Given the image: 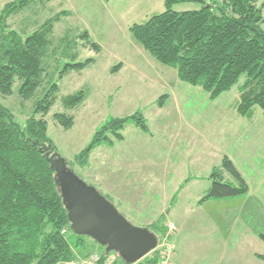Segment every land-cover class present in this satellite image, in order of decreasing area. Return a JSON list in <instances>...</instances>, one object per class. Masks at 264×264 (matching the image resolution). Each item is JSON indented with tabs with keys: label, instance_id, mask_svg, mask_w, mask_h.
I'll return each instance as SVG.
<instances>
[{
	"label": "rangeland",
	"instance_id": "rangeland-1",
	"mask_svg": "<svg viewBox=\"0 0 264 264\" xmlns=\"http://www.w3.org/2000/svg\"><path fill=\"white\" fill-rule=\"evenodd\" d=\"M10 1L0 0V9ZM212 1L214 8L223 4V0ZM256 6L264 19V0H257ZM200 7L199 3L187 2L174 5L173 9L187 11ZM164 9V0H50L31 4L13 15L9 24L28 35L55 13L70 12L54 24L51 47L44 58L47 77L59 87L55 103L44 119L56 152L85 183L115 203L118 211L134 226L150 228L161 222L160 226L166 230L163 234L158 232L157 245L164 241L172 245L174 264H264L251 252L257 250L249 237L253 236L249 233L253 226L243 222L252 218L264 229V112L254 106L249 116H240L236 110L238 84L212 100L200 87L181 81L174 68L159 63L133 39L129 31L131 25L143 23ZM68 30H71L70 39L63 41ZM84 31L100 46V51L84 47L79 37L74 39ZM88 58H93L94 63L82 70H70L59 78L65 64ZM116 65L120 67L113 70ZM244 78L242 75L239 83ZM18 87L16 80L10 95L0 94V105L24 127L38 92L30 99H23ZM81 89L88 90V98L66 109L62 99ZM164 95L168 97L159 109L158 100ZM135 112L145 117L149 133L128 122L122 130V140L97 145L85 166L75 162V157L108 120ZM56 113L72 116V127L65 129L58 124ZM168 154L179 160L184 157L189 164L184 166L182 159V164L177 166L181 175H197L198 179L208 177L211 167L220 166L222 158L228 156L251 192L234 200L197 203L189 212L191 207L186 206V200L190 201L204 190L200 199L210 184L194 181L181 194L184 199L176 207L175 217L176 222L183 225L175 227L170 222L169 210L176 198L163 209L156 188L155 191L147 188L159 168L154 161ZM170 173L174 175V171ZM225 178L230 177L226 174ZM188 180L189 177L185 182ZM255 198L262 207L257 215L229 210L233 205L248 207ZM236 216H243L241 222L231 224L230 220ZM87 240L90 242L87 249L77 252L103 251V246L93 239L87 237ZM247 241L251 243L247 245Z\"/></svg>",
	"mask_w": 264,
	"mask_h": 264
},
{
	"label": "trees",
	"instance_id": "trees-1",
	"mask_svg": "<svg viewBox=\"0 0 264 264\" xmlns=\"http://www.w3.org/2000/svg\"><path fill=\"white\" fill-rule=\"evenodd\" d=\"M47 1L50 0H12L0 9V94L10 95L16 80L23 99H30L38 92L24 127L0 105V264H61L77 260V250L89 246L87 236L75 234L70 227L55 183V171L45 156L47 151L50 155L57 151L47 135L44 115L55 103L59 87L47 77L44 58L51 47L54 24L70 12L55 13L28 35L9 24L13 15L31 4ZM187 2L199 3L201 7L187 11L173 9L174 5ZM256 3L257 0H223L221 6L214 8L212 0H164V11L151 15L143 23L131 25L129 31L159 63L174 68L181 81L200 87L212 100L238 84L237 113L249 116L254 106L264 112V19ZM70 32L65 33L63 41L70 39ZM78 37L84 47L100 51L87 31L75 35L74 39ZM92 63L93 58L67 63L59 78ZM242 75L245 78L239 83ZM167 97L161 96L158 106L162 107ZM87 98L88 90L81 89L63 98L62 104L72 109ZM54 117L65 129L73 125L70 115L56 113ZM128 122L144 133L150 132L141 112L112 118L95 133L90 144L75 157V162L85 166L97 145L122 140V130ZM68 164L66 161L72 170ZM226 174L229 179L225 178ZM209 179L210 187L198 200L199 204L240 197L249 191L244 177L228 156L212 169ZM160 223L145 227L157 241L158 234L166 230ZM259 238L264 241V234H259ZM100 255L101 262L114 256L115 263L126 264L115 251L106 253L104 248ZM255 256L264 260V255ZM157 261L158 251L154 250L135 264H156Z\"/></svg>",
	"mask_w": 264,
	"mask_h": 264
},
{
	"label": "water",
	"instance_id": "water-1",
	"mask_svg": "<svg viewBox=\"0 0 264 264\" xmlns=\"http://www.w3.org/2000/svg\"><path fill=\"white\" fill-rule=\"evenodd\" d=\"M45 156L55 171V183L75 234L90 237L106 253L117 252L126 264L139 262L155 249L157 237L134 226L95 187L68 168L61 155L47 151Z\"/></svg>",
	"mask_w": 264,
	"mask_h": 264
},
{
	"label": "crops",
	"instance_id": "crops-1",
	"mask_svg": "<svg viewBox=\"0 0 264 264\" xmlns=\"http://www.w3.org/2000/svg\"><path fill=\"white\" fill-rule=\"evenodd\" d=\"M163 106L162 107L158 106V108L161 109V108H163ZM181 152H182V150L180 151V153ZM170 157L171 156H169V154H168V156H165L164 158H161V159H158V160L154 161V162L157 161V164H158L159 168L156 171L157 173L150 178V182H149V184H147L148 185L147 188L152 190V191H155L154 188H156L155 192L157 193V196H159L162 199L163 209L166 207V205H169L171 203L172 198H174V197L176 198L174 203H173V205H172V207L169 210L170 222L175 224V227H176V226H180V225L182 226L183 225V224L177 223L176 222L177 219L175 217V215H177L176 207L180 206L181 201L184 199V197L181 195L183 193V191L185 189H187L190 186V184L192 182H194V181H200V180L201 181H208L210 184H211V181L209 179V175H208V177L207 176H203L200 179H198L199 177L197 175L191 177L189 175L183 174V176H182L181 173H180V169L177 168V166L182 164L183 160H184V164H185L184 166H187L189 163H187V161L185 160L184 157H182V158L180 157V160L176 159L174 157H171V158ZM214 167L215 166L211 167L210 171H212V169ZM173 171H174V175L170 173V172H173ZM176 171H178L179 174L176 175L175 174ZM188 177L190 178V180L185 182V179L188 178ZM183 183H185L184 186H183ZM210 184H209L208 188L210 187ZM202 192H204V190L200 191L199 193H197L194 196L195 198L191 199L190 201L186 200V206L188 208L191 207L189 212L192 211V206L198 203V200H199L198 197L200 196V194ZM250 192H251V190L249 188V191H248L247 194H249ZM146 196H148V195H146ZM240 197H242V196H240ZM236 198H238V197H236ZM221 200H224V199H221ZM113 204H115V203H113ZM198 205H201V204H198ZM261 208L262 207L259 204H257V198H255L252 201V204L250 206H248V207L247 206H242V207L238 208L236 205H233V207L231 209H229V210H231L234 213H237V212L238 213H243V214L247 213V214H250V215H253V214L256 213V215H257V213L260 212ZM163 209H162V211H164ZM229 210H227V212ZM238 218H240V219H238ZM242 218H243V216H241V217H238V216L233 217L230 220V223L231 224H237L238 222L240 223ZM127 219L130 220L128 217H127ZM243 222H245V224H247V226H251V227L253 226V229H251L250 232H249L251 235L253 234V236H249V237L255 242V245L257 246V250L251 251L252 255L254 257H255V254L264 255V241L259 238V234H261V233L264 234V229H263L262 224L260 222H257V220L253 221L252 218H251V221L244 219ZM88 243L90 245V242H88ZM250 243H251V241H247L246 242L247 245H249ZM92 253L101 254V252H99L97 250H92V251H88V252H86V251L85 252H80L79 251V252H77V259L83 258L87 254H92ZM257 261H264V260H262V259L257 257Z\"/></svg>",
	"mask_w": 264,
	"mask_h": 264
},
{
	"label": "built area",
	"instance_id": "built-area-1",
	"mask_svg": "<svg viewBox=\"0 0 264 264\" xmlns=\"http://www.w3.org/2000/svg\"><path fill=\"white\" fill-rule=\"evenodd\" d=\"M158 251V261L156 264H173L172 253L173 247L167 241L159 243L156 248ZM61 264H121L115 263V257L111 256L107 260L101 262V255L93 253L87 257L77 259L75 261L64 262Z\"/></svg>",
	"mask_w": 264,
	"mask_h": 264
}]
</instances>
